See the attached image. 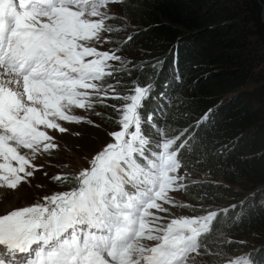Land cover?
<instances>
[{"label": "snow or ice", "instance_id": "obj_1", "mask_svg": "<svg viewBox=\"0 0 264 264\" xmlns=\"http://www.w3.org/2000/svg\"><path fill=\"white\" fill-rule=\"evenodd\" d=\"M122 2L0 0V188L15 190L33 175L37 155L58 147L48 130L68 131L60 121L92 123L73 109L123 101L112 106L120 126L110 133L114 142L74 177L75 188L0 215V264H188L206 247L217 212L167 223L157 214L185 206L171 193L186 187L179 174L186 142L176 147L183 134L169 137L154 124L158 139L145 134L141 109L152 85L118 95L102 83L121 57L97 45L114 31L108 6ZM226 264L253 261L244 255Z\"/></svg>", "mask_w": 264, "mask_h": 264}, {"label": "trees", "instance_id": "obj_2", "mask_svg": "<svg viewBox=\"0 0 264 264\" xmlns=\"http://www.w3.org/2000/svg\"><path fill=\"white\" fill-rule=\"evenodd\" d=\"M120 17L136 30L115 46L138 50L107 85L118 95L152 85L141 109L145 134L158 139L154 124L169 137L183 134L176 147L186 142L178 209L218 213L196 261L246 255L264 264V0H123ZM112 35L122 38L116 28ZM118 104L97 102L91 117L100 124L80 125L112 132ZM247 242L256 247L241 252Z\"/></svg>", "mask_w": 264, "mask_h": 264}, {"label": "rangeland", "instance_id": "obj_3", "mask_svg": "<svg viewBox=\"0 0 264 264\" xmlns=\"http://www.w3.org/2000/svg\"><path fill=\"white\" fill-rule=\"evenodd\" d=\"M108 7L112 14V19L108 23L113 27V29L116 28L118 30L119 37L122 38L115 39L112 33H106L104 35L107 42L97 45V47L99 50L114 51L116 55L121 57L120 61L109 62L111 68L115 70L124 63L132 61L134 56L136 57V52L138 50L137 47L133 48L131 51H127L115 46L116 42L120 43L127 40V38H129V36H131L136 29L129 21L121 19L120 3L110 4ZM107 78L108 77H106L102 82L105 86L107 85ZM93 100H96V97H93ZM122 103L123 101L119 100V104L117 106H120ZM73 113L75 115L85 116L92 122H98L95 117H91L92 111L73 109ZM118 119L119 115L116 112V119L113 121L115 129L112 132L120 130V126L117 123ZM60 123L63 127L68 129V131L60 133L56 130H48L49 134L55 138L53 142L57 144L58 147L50 150L48 153H41L37 155L36 159L32 161V163L36 166L35 170L31 168L28 169L29 171H33V175L31 177H26V181L22 182L15 190L0 188V215H5L14 209L35 204H42L44 203V197L51 196L54 193L69 192L63 184L70 185L69 183L76 182L74 177L77 176L81 170L90 168L89 162L93 159V157L101 152L107 144L114 142L110 136V133L112 132L104 134V130L102 128H97L94 132H89L85 125H80L81 123H85L88 126L92 125V123L81 122L76 124L63 121H60ZM76 129L81 130L82 132L77 134L75 132ZM102 142L106 143L101 145ZM74 144L79 147L77 149L75 148V151L73 147ZM179 174L183 175L182 172H179ZM57 175L65 176L67 179L63 181H56L53 177ZM171 195L174 196L176 204H178L181 199L179 191L171 193ZM164 207L168 208V212L157 214L165 217V223L173 217H191L184 210L178 209L179 206L172 207L171 205H164ZM145 243L152 244L154 242L145 241ZM243 246L246 247H244L241 252L248 250L249 248L252 250V248L256 247L253 242H247ZM196 255L197 253L191 254L188 264H206V262L200 263L196 261ZM227 260L222 262L226 264Z\"/></svg>", "mask_w": 264, "mask_h": 264}]
</instances>
